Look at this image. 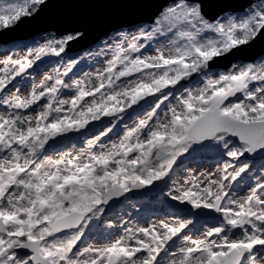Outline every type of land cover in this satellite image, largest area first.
I'll list each match as a JSON object with an SVG mask.
<instances>
[{"label":"snow or ice","instance_id":"1","mask_svg":"<svg viewBox=\"0 0 264 264\" xmlns=\"http://www.w3.org/2000/svg\"><path fill=\"white\" fill-rule=\"evenodd\" d=\"M45 2L0 3V32L35 17ZM207 7L208 0H170L150 27L119 32L91 88L66 84L57 73L45 75L27 97L19 89L0 95L8 110L0 113V264H264V163L246 194H232L251 171L242 158L264 161V64L213 73L219 58L264 41V0H248L239 9L243 16L230 0H222L215 19ZM81 35L29 47L21 58L8 56L0 62V93L45 54L59 56ZM148 49L154 54L144 55ZM76 63L70 61L66 72ZM131 77L127 86L117 83ZM192 81L200 86H187ZM69 88L75 89L71 99H59ZM42 101L35 116L22 114ZM132 114L137 118L124 124L118 142H102ZM102 117L108 126L85 148L56 150L57 140ZM205 152H218L217 171L203 177L190 171L166 194L183 206L176 218L127 226L118 201L148 194L183 167L184 157ZM205 210L218 214V222L189 235ZM94 223L120 227L122 234L100 246L82 245Z\"/></svg>","mask_w":264,"mask_h":264},{"label":"rangeland","instance_id":"2","mask_svg":"<svg viewBox=\"0 0 264 264\" xmlns=\"http://www.w3.org/2000/svg\"><path fill=\"white\" fill-rule=\"evenodd\" d=\"M15 0H0V3H12ZM22 2V0H21ZM255 2V0H254ZM237 16H243L244 12L235 13ZM152 23H143L138 24L134 27L124 28L119 31L111 32L105 38L101 39L97 44L92 46L87 50H81L79 52L72 53L70 49H67V44L65 46V51L59 56L48 53L45 54L41 60L36 63L44 67V70L41 72H36L32 76L30 70L28 69L26 74L21 77H17L12 85L9 86L7 91L0 93V95L11 96L10 93L13 88L21 87L29 88V92L32 90V86L38 85L40 80L44 78L45 75H50L55 77L57 73L60 74V78L64 80L66 84H72L75 81H81L83 84L87 85L89 88L98 83L96 75L98 72H102L107 64V61L112 58V52L109 51V46L113 43L114 40L119 39L117 34L121 31H127L135 34V30L138 26L150 27ZM68 35H75L72 33L66 35H57L54 32H45L41 33L38 36L31 38L27 41L13 40L5 44H0V62L6 59L8 56H12L14 59L21 58L27 54V49L37 48L45 44L47 41L51 40L54 42L53 46H56L55 42L63 39ZM105 41L108 44H105ZM154 47H159V44H155ZM103 50V51H102ZM71 52V53H68ZM143 54H154L151 49L142 50ZM76 60V65L72 68L70 72H66L67 64ZM35 63V64H36ZM252 63L255 66L259 67L261 64H264V57L257 58L254 62L243 61L242 59H235L232 61L229 67L219 68L213 66V73L226 72L230 70L231 65L233 64H247ZM0 67H3V64L0 63ZM135 78V77H131ZM128 78H122L121 81L117 83H123ZM51 81L49 82V85ZM187 86L192 87L193 89L199 87L195 81H192ZM119 90V89H117ZM22 93V92H21ZM25 96L26 94L23 93ZM30 93H27V96ZM75 94V89H61L59 93V99L70 100L71 97ZM89 100L91 98H88ZM46 101H42L40 104L36 105L35 109H32L33 112L30 116H35L39 110H41L42 104ZM172 103H175L172 100ZM166 110L162 109L161 111ZM4 106L0 105V113H4ZM131 113V110H129ZM24 115V114H23ZM142 115V112L140 113ZM137 118L136 114L131 115V119L127 116L125 120L114 129L108 137L102 138L103 143L118 142L119 135L122 134V128L124 124L131 125L134 120ZM102 122H92L87 130H82L81 132H70L62 140L56 141V150H65V151H75L86 147V142L89 139H92L95 135L98 134L99 130H103L105 126H108V119L102 117ZM48 155L55 157L56 151H53L51 148L48 149ZM217 153H200L194 156H186L181 161L183 167L177 168L176 171L172 173L165 182L160 183L157 188V193L146 194V195H137V196H127L122 200L120 204L115 205L118 207L119 214L123 215V220L128 221L127 226L132 227L137 225L140 227H145L150 223L159 221L160 219L172 220L176 218L173 213L176 212L179 208L176 206L175 202L167 198V192L172 186L173 181L176 183H183L184 180L188 179V172L194 171L197 177L207 176L209 173H215L217 171L216 158ZM247 162L251 166V171L244 175L243 178L235 184L233 189V196L239 197L246 194L247 186L254 183V180L257 178L260 170L261 163L264 161L261 160V157L251 158L248 155L244 156L241 160V163ZM126 213V214H125ZM110 217L105 216L104 221H107ZM187 218L193 219V217L188 216ZM195 227L188 231L189 235H199L205 230L206 227H210L212 224L218 222L219 215L205 210L200 215H197L195 218ZM120 223H123L121 221ZM122 234V229L120 227L107 229L102 228L98 229L94 223L85 233L83 237L82 245L91 244L93 246H100L103 243L108 242L110 239H114Z\"/></svg>","mask_w":264,"mask_h":264},{"label":"water","instance_id":"3","mask_svg":"<svg viewBox=\"0 0 264 264\" xmlns=\"http://www.w3.org/2000/svg\"><path fill=\"white\" fill-rule=\"evenodd\" d=\"M169 2L170 0H46L35 17H25L15 27L0 32V44L13 40L27 41L45 32H54L60 36L79 32L82 35L68 42L67 49L70 48L72 53L84 51L111 32L152 23L153 18ZM247 3L248 0H230V7L240 13L243 11L239 9L242 6L246 8ZM221 6L222 0H208L206 15L215 19L220 14ZM259 57H264V41H258L243 53L219 58L214 67L227 68L235 59L254 62ZM249 157L255 158L259 155ZM159 185L157 183L148 195L157 193ZM130 195L146 194L133 192Z\"/></svg>","mask_w":264,"mask_h":264},{"label":"bare ground","instance_id":"4","mask_svg":"<svg viewBox=\"0 0 264 264\" xmlns=\"http://www.w3.org/2000/svg\"><path fill=\"white\" fill-rule=\"evenodd\" d=\"M68 53H71V52H68ZM144 53V52H143ZM146 55H152V54H146ZM31 72H30V74L33 76L34 75V73H36V72H41V71H43L44 70V67L43 66H39L37 63L36 64H34V66L31 68V69H29ZM128 79H135V78H128ZM121 84V86H127V80L126 81H123V83H120ZM17 89H19V92H18V94L21 96V97H27V93H30L29 91V88H23V91H21L20 89H21V87L20 88H18V87H15V88H13V90L10 92L11 94H13V93H15L16 92V90ZM22 92V93H21ZM23 93H25L26 94V96L23 94ZM44 103H46V102H44ZM36 108V105H34L32 108H30L29 110H26V111H22V114H24V115H31V113L33 112V110L32 109H35ZM4 110H5V112H7L8 110L4 107ZM4 112V113H5Z\"/></svg>","mask_w":264,"mask_h":264},{"label":"trees","instance_id":"5","mask_svg":"<svg viewBox=\"0 0 264 264\" xmlns=\"http://www.w3.org/2000/svg\"><path fill=\"white\" fill-rule=\"evenodd\" d=\"M70 49V48H69Z\"/></svg>","mask_w":264,"mask_h":264}]
</instances>
